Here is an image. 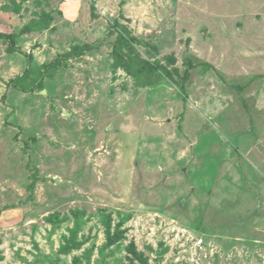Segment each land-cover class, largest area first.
<instances>
[{
	"label": "rangeland",
	"instance_id": "374dc122",
	"mask_svg": "<svg viewBox=\"0 0 264 264\" xmlns=\"http://www.w3.org/2000/svg\"><path fill=\"white\" fill-rule=\"evenodd\" d=\"M0 264H264V0H0Z\"/></svg>",
	"mask_w": 264,
	"mask_h": 264
}]
</instances>
